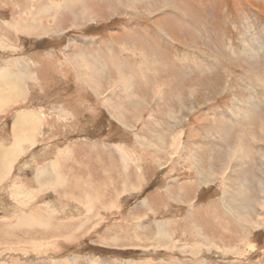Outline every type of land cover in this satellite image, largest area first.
I'll list each match as a JSON object with an SVG mask.
<instances>
[{
  "label": "rangeland",
  "instance_id": "rangeland-1",
  "mask_svg": "<svg viewBox=\"0 0 264 264\" xmlns=\"http://www.w3.org/2000/svg\"><path fill=\"white\" fill-rule=\"evenodd\" d=\"M178 13L241 56L234 24L264 25L259 0H0V147L18 149L0 163V264H264V91L257 75L194 67L208 58ZM211 164L223 182L207 183Z\"/></svg>",
  "mask_w": 264,
  "mask_h": 264
},
{
  "label": "bare ground",
  "instance_id": "bare-ground-1",
  "mask_svg": "<svg viewBox=\"0 0 264 264\" xmlns=\"http://www.w3.org/2000/svg\"><path fill=\"white\" fill-rule=\"evenodd\" d=\"M74 2V1H73ZM264 2V0H259V3H263ZM55 5V4H54ZM76 5V4H75ZM74 5V6H75ZM57 6V5H56ZM70 6H71V4H70ZM62 7V6H61ZM72 7H73V5H72ZM76 7V6H75ZM72 9H74V8H72ZM76 9V8H75ZM65 12V11H64ZM181 17H182V19H183V21L185 22V24L186 25H189V27L190 28H192V35H191V37L194 39V42L191 44V47L197 52H199V54L201 55V56H204V57H206V58H208V62H204L206 65H202V64H198V63H196V62H194V67H196L197 66V68H201V67H208L209 69L211 68V66L210 65H215V66H217V68H218V65H220L219 67H222V68H231L232 70H235L236 71V73H239L240 75H249V73H251L253 76L254 75H257L255 78H256V80L258 81V82H260V84H261V88H262V90L264 91V74L263 73H259L260 71H262V70H264V25H260L259 23H256L255 21H254V19H253V17L252 16H250L248 13H247V15L246 14H244L243 13V15L241 16V18H239V20H237V26H235V24H234V29H235V31H236V34L238 35V33L240 34V35H238V39H241L240 41H242V43H243V46H245L244 47V49L242 50V56L241 55H239V54H236L237 53V50H238V48H239V46H240V44H241V42H239V43H237L236 41V38L234 37L233 39H231L230 40V42H229V47L228 48H226L225 47V44H226V39H223L222 41L221 40H219V36H218V34L219 35H221L220 33H216V32H212L211 31V29H208V31H207V33L208 34H206V31H204V29H201L200 27H199V25H197V24H194V23H191L189 20H187L182 14H180V13H178ZM167 27H169L170 29H174V28H176L172 23H167V25H166ZM239 27V28H238ZM178 32H179V34H181L183 31H181L180 29H178ZM203 35H202V34ZM165 36H167V35H165ZM183 36V35H182ZM234 36V35H233ZM184 37V36H183ZM164 39V41L167 39V40H169L167 37L166 38H163ZM184 41L185 42H187V40L184 38ZM261 50H263L262 52H261ZM246 57L248 58V59H250V62L249 63H251V65H250V67L249 68H247L246 69V64H245V62H244V60L246 59ZM256 60H258V61H256ZM84 64V63H83ZM149 66V65H148ZM159 66V64H158V62L157 61H152L151 62V65L149 66V67H151V68H153L151 71H149L148 69H147V73L146 74H144V83H157V79H156V77H151L150 76V74H153V73H158V70H156L157 69V67ZM137 68V67H136ZM141 68V67H140ZM25 69V68H24ZM137 69H139V68H137ZM143 69V68H142ZM197 71H200V69H197ZM258 71V72H257ZM129 72V71H128ZM208 72H211V69H210V71H208ZM124 73H125V71H124ZM137 73V72H136ZM135 73V74H136ZM226 73H230V72H226ZM143 74V73H142ZM196 74H201V73H198V72H196ZM126 75V74H125ZM165 75V74H164ZM119 76H120V80H121V88L124 90V92H126L127 94H129L130 92H131V89H130V87L129 86H131V85H129V83H130V80L127 78V77H125L123 74H122V72L120 71L119 72ZM132 76V75H131ZM142 76V75H141ZM222 76V75H221ZM151 79L150 80V82H148V79L149 78ZM80 78V77H79ZM143 79V78H142ZM226 79V78H225ZM136 82H138V80L136 81ZM140 83V82H139ZM142 83V82H141ZM216 83V82H215ZM215 83H211V84H209V85H207V89H210V88H212V87H214L213 85L215 84ZM114 85L113 84H111L110 85V87H113ZM1 88V87H0ZM120 88V89H121ZM156 88V87H155ZM253 88V87H252ZM258 87H256V89H257ZM258 90V89H257ZM259 90H260V87H259ZM159 91V90H158ZM163 92V91H162ZM159 93H160V91H159ZM160 94H162V93H160ZM263 94V93H262ZM188 96H192V92L190 91V94L188 95ZM190 97H189V100H190ZM120 99V98H119ZM249 100V99H248ZM253 100V99H252ZM252 100H249V101H252ZM2 102V101H1ZM138 102H139V104H138V106H137V109L138 110H140L141 108H143V104H144V100L143 99H141V98H138ZM259 102V101H258ZM182 103V102H181ZM247 103H249V102H247ZM252 103H253V101H252ZM262 103V102H261ZM181 105V107L183 106V104H180ZM225 105H222V104H218L217 105V107H214L213 108V110H212V114H215V115H220V114H224L225 112H227V111H229V110H227L225 107H224ZM248 106V105H247ZM249 106H250V104H249ZM229 107V106H228ZM227 107V108H228ZM259 107V106H258ZM31 108V107H30ZM254 108V107H253ZM255 108H257V106L255 107ZM144 110H145V108H143ZM227 110V111H226ZM240 110V109H239ZM242 110V109H241ZM248 110V109H247ZM230 111H232V115H234V114H236V113H238V110H234V108H230ZM253 112H254V110H252ZM259 111L261 112V109H259ZM33 112H35V111H33ZM37 112V111H36ZM252 112V113H253ZM26 113V112H25ZM251 113V114H252ZM255 113H256V111H255ZM254 113V114H255ZM139 114V113H138ZM259 114V112L257 113V114H255L256 116ZM261 114V113H260ZM254 115V117L252 118V117H250L251 119H255L256 118V116ZM27 117L28 118H25L24 119V124H25V126H24V128H26V130H29V128H32L33 129V127H34V122H35V120H36V115H34V114H32V113H30V114H28L27 115ZM263 117V116H262ZM262 117H260L261 118V120H262ZM215 120V122L216 123H225L224 121V119H222V120H218V119H214ZM247 120H249V119H247ZM256 120V119H255ZM245 121V120H244ZM264 122V121H263ZM222 125H224V127L225 126H227V125H225V124H222ZM221 126V125H220ZM233 127V126H232ZM171 132H168L167 134L169 135ZM263 137H264V130H263ZM261 135V134H260ZM164 136H167V135H165L164 134ZM235 137V139H236V137H237V135L236 136H234ZM161 138V137H160ZM238 139L237 140H233L232 142L234 143L233 145H235V147H234V149L233 148H231V147H229V151H228V154H227V156L226 157H224L223 159H224V161L226 162V163H230L231 161H234L235 159L237 160V161H240L241 162V159H240V154H241V152H242V150H243V147H244V145H243V140L242 139H240V137H237ZM182 138L181 137H179V138H177V137H170V142H169V146H167L166 145V147H169V149L170 150H172L173 151V154L174 153H176V152H179V150H180V147H181V140ZM251 140V142L252 141H256L255 143H257L258 141H257V139H255V138H251L250 139ZM262 140V139H261ZM236 141H237V143H236ZM239 143V144H238ZM250 143V142H249ZM261 143V142H260ZM259 143V144H260ZM263 143H264V140H263ZM15 146L14 147H12V148H9V149H3L2 147H0V154H4V156L2 157V156H0V163H5L8 159H9V157L10 156H13L16 152H17V146H16V144H14ZM232 145V144H231ZM18 146L19 147H21V144H18ZM182 149V148H181ZM6 154H8V155H6ZM127 154V153H126ZM180 155V154H179ZM219 155H220V153H219ZM225 155V154H224ZM127 156V155H126ZM177 156V155H176ZM1 157H2V159H1ZM128 157V156H127ZM238 158V159H237ZM220 159H222L221 157H220ZM248 160V159H247ZM223 163V162H222ZM226 163H223L222 165H224V164H226ZM214 164H211L210 165V167L208 168L210 171H208V173H207V175L211 178L210 179V181L209 182H207V183H214V184H217L218 183V181H221V182H223V178L224 177H221V178H218V177H216V176H214V172L216 171H222V169H219L220 167H217V166H215L216 167V169H215V167H212ZM221 165V166H222ZM246 167H247V169H249L248 168V165H246ZM3 168V167H2ZM5 169H6V167H4V171H5ZM2 170V169H1ZM251 170V169H250ZM55 171H56V182H59V186H62L63 185V182H62V178H61V175H62V173L60 172V169L58 170V172H57V170L55 169ZM2 173H3V175H4V172L2 171ZM252 173V172H251ZM200 174H203V175H206L205 174V171H203V169H201L200 168ZM199 174V176H201V177H205V176H203V175H200ZM206 175V176H207ZM2 176V175H1ZM254 176V175H253ZM68 178V177H67ZM202 179V178H201ZM65 181V180H64ZM215 182H217V183H215ZM206 182H205V184H207ZM53 185V184H52ZM65 185V184H64ZM220 185V184H219ZM218 185V186H219ZM248 184H246L245 186H242L239 190H237V191H240L239 193H243V197H249V195H250V193H249V191H248V186H247ZM250 185V184H249ZM262 185H264V184H259V186H257L260 190H259V197H264V186H262ZM254 186H256V185H254ZM262 186V187H261ZM251 187V186H250ZM1 188V187H0ZM3 188V187H2ZM74 188H76V187H74ZM80 193H81V191H80ZM253 196V195H252ZM254 197V196H253ZM241 199V198H240ZM262 201H264V198H263V200ZM46 206V205H45ZM193 207V206H192ZM200 208V207H199ZM51 210V209H50ZM92 210V209H91ZM93 211V210H92ZM53 216H54V214H53ZM253 219V218H252ZM242 224H244L242 221H240ZM249 222V221H248ZM82 223V222H81ZM80 223V224H81ZM136 223V222H135ZM67 226V225H66ZM66 226H64V227H66ZM81 226V225H80ZM259 226H264L263 224H261V223H256V224H252V227H254V228H258ZM46 227V226H45ZM125 227V226H124ZM162 227V226H161ZM35 228V227H34ZM40 229V228H39ZM45 229V228H44ZM63 229H65L66 230V228H63ZM77 229V228H76ZM120 229V228H119ZM112 230V229H111ZM234 230V229H233ZM64 231V230H63ZM68 230H66V233H68L67 232ZM73 231V230H72ZM123 231V230H122ZM126 231V230H125ZM199 231V230H198ZM238 231V230H237ZM236 231V233H237V235L236 236H233V238L235 239L237 236H239V235H243L244 233H242V232H237ZM59 233V232H58ZM161 234V233H160ZM207 234V233H206ZM204 240H206L207 241V238H205ZM140 241V240H139ZM233 240H231V242H232ZM48 247V246H47ZM54 248V247H53ZM250 251V250H249ZM248 251V252H249ZM39 252V251H38ZM41 255V254H40Z\"/></svg>",
  "mask_w": 264,
  "mask_h": 264
}]
</instances>
